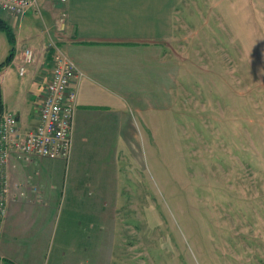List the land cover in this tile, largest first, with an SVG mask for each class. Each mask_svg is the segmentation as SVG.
<instances>
[{
  "label": "crops",
  "instance_id": "obj_1",
  "mask_svg": "<svg viewBox=\"0 0 264 264\" xmlns=\"http://www.w3.org/2000/svg\"><path fill=\"white\" fill-rule=\"evenodd\" d=\"M184 2L38 0L24 15L0 12L16 38L15 56L0 70L2 109L16 115L22 131L38 122L53 64L50 45L81 73L70 158L13 154L8 161L0 264H91L105 235L116 242V219L122 218L116 203L133 196V139L160 136L172 102L165 41L180 34ZM25 48L35 60L20 75ZM127 174L128 183L117 181Z\"/></svg>",
  "mask_w": 264,
  "mask_h": 264
},
{
  "label": "rangeland",
  "instance_id": "obj_2",
  "mask_svg": "<svg viewBox=\"0 0 264 264\" xmlns=\"http://www.w3.org/2000/svg\"><path fill=\"white\" fill-rule=\"evenodd\" d=\"M181 17L163 129L133 139L132 201L91 264H264V0H186Z\"/></svg>",
  "mask_w": 264,
  "mask_h": 264
},
{
  "label": "built area",
  "instance_id": "obj_3",
  "mask_svg": "<svg viewBox=\"0 0 264 264\" xmlns=\"http://www.w3.org/2000/svg\"><path fill=\"white\" fill-rule=\"evenodd\" d=\"M66 3L68 0H59ZM38 0H0V12L24 15L35 8ZM66 14L60 17L64 25ZM55 48L46 91L37 104V124L22 131L16 115L0 111V225L7 210L6 167L14 154L20 159L35 157L68 160L72 151L74 119L77 110L76 78L81 76L75 63ZM35 60L31 48H25L18 65L20 75Z\"/></svg>",
  "mask_w": 264,
  "mask_h": 264
},
{
  "label": "trees",
  "instance_id": "obj_4",
  "mask_svg": "<svg viewBox=\"0 0 264 264\" xmlns=\"http://www.w3.org/2000/svg\"><path fill=\"white\" fill-rule=\"evenodd\" d=\"M1 32H5L7 37H8V40L10 42V44L12 45L11 49H10V52L8 54V56L6 57V59L0 63V70H2L5 66L9 65L14 56H15V42H16V38H15V35H14V32L12 30V28L10 27V25L5 21L3 20L1 17H0V33ZM3 105H2V96H1V90H0V111H2L3 109Z\"/></svg>",
  "mask_w": 264,
  "mask_h": 264
}]
</instances>
